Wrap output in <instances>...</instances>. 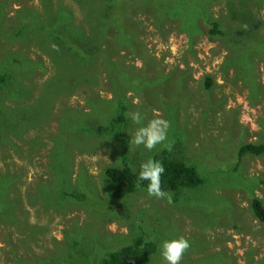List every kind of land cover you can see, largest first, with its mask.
I'll use <instances>...</instances> for the list:
<instances>
[{"label":"rangeland","instance_id":"obj_1","mask_svg":"<svg viewBox=\"0 0 264 264\" xmlns=\"http://www.w3.org/2000/svg\"><path fill=\"white\" fill-rule=\"evenodd\" d=\"M163 4L124 1L115 36H98L95 65L81 68L75 57L58 58L39 30L63 7L73 25L90 29L75 0H0V170L19 175L28 217L22 234L0 229V264H100L137 238L157 247L139 264H166L160 246L179 237L190 243L180 264H264V223L251 209L253 198L264 206V153L237 155L242 144L264 143V0ZM208 18L225 37L210 38ZM118 99L127 165L136 171L166 150L131 143L140 125L130 114L140 112L146 124L159 113L170 122L169 152L195 168L201 185L180 189L171 204L141 188L112 198L104 170L122 165L118 146L85 126L106 123ZM61 158L63 176L55 167ZM39 185L51 202L59 190L85 200L48 205Z\"/></svg>","mask_w":264,"mask_h":264},{"label":"trees","instance_id":"obj_2","mask_svg":"<svg viewBox=\"0 0 264 264\" xmlns=\"http://www.w3.org/2000/svg\"><path fill=\"white\" fill-rule=\"evenodd\" d=\"M81 7L83 12L88 14L92 25L90 29L85 32L71 22V12L67 8L63 7L58 10L55 15H50V24L45 27H40V31H44V34L50 37L56 46L53 51L58 56H64L69 58H76L79 61L78 67L90 68L95 65V58L99 53L100 42L98 36L106 35L107 37L115 36V30L112 23L118 21V18L123 16L124 10L122 3L126 0H75ZM151 1L164 2L163 7L169 8L177 4L178 0H141L142 5H148ZM189 4V3H188ZM207 16V15H206ZM100 24L95 27L94 23ZM207 24L210 26L207 33L211 39L218 37H225L226 33L220 28L219 21L213 18L207 19ZM38 26V25H37ZM27 29V25L23 24V30ZM22 28L20 27L16 34H21ZM35 33V31H34ZM112 33V36L109 34ZM1 34H5L2 32ZM34 35L33 33H31ZM37 38L38 36L35 35ZM121 37V35H119ZM240 43V41H236ZM53 45V46H54ZM59 67V66H58ZM83 78L87 75L85 72L80 71ZM5 73H0V87L5 85ZM66 83V82H64ZM212 84L211 79H207L206 88ZM67 87L69 85H66ZM63 87V86H62ZM64 89V88H63ZM114 112L108 114L106 123L97 125V123L86 124L85 128L88 129L90 134L109 137L112 139L119 149V159L122 165L119 168H106L104 170L105 177L110 180L112 184L111 195L115 200H121L132 194L136 189H146L147 181H142L140 187L136 186V180L140 169L134 171L128 165L125 159L127 153L126 138L122 133L123 126L126 122V108L122 99H118L114 105ZM93 125V126H90ZM1 132V130H0ZM5 141L0 135V144H4ZM264 153V143L259 145L255 144H242L238 150V158L244 155L259 156ZM154 160L161 161L165 173L161 178L162 188L172 193V200L176 201L178 191L183 188H194L202 184L203 180L197 174L194 167L186 165L185 163L175 160L168 150H162L151 157ZM55 167L61 176L60 171L65 167L64 159H55ZM19 175L11 172H2L0 170V229L10 230L13 229L17 234H22L24 228L26 211L21 207V198L18 194V188L16 187L19 182ZM41 196H44L46 201H43L48 205L57 204L59 199H71L76 202H83L85 200L84 194H75L73 192H66L59 190V199L53 200L48 191L43 185L38 186ZM251 209L253 216L264 223V206L258 198L251 200ZM20 232V233H19ZM78 238L74 237L72 244H70L71 250L77 247ZM156 245L152 242H147L142 238L135 239L132 243L121 247L117 251H110L104 253L100 259V264H139L142 263L148 256L156 252ZM70 256L68 254L66 257ZM64 260V258H63ZM61 260V262L63 261ZM64 264V263H61Z\"/></svg>","mask_w":264,"mask_h":264},{"label":"clouds","instance_id":"obj_3","mask_svg":"<svg viewBox=\"0 0 264 264\" xmlns=\"http://www.w3.org/2000/svg\"><path fill=\"white\" fill-rule=\"evenodd\" d=\"M55 45L53 48L55 49ZM132 121L140 125L131 138V143L136 146H143L146 150L152 151L157 145H162L164 149L171 151L172 142L168 141V131L170 122L160 117L156 113V118L142 124L140 112L130 114ZM167 141V143H166ZM165 173V168L161 161L149 158L141 164L137 176L136 186L139 188L142 181H147L146 191L149 197L156 199H166L169 204L172 203V193L162 188L161 178ZM190 248V243L184 237L165 240L160 246V255L166 264H180L184 254Z\"/></svg>","mask_w":264,"mask_h":264}]
</instances>
